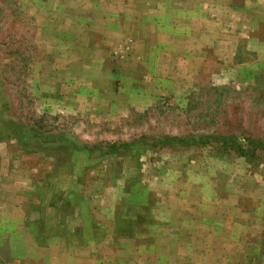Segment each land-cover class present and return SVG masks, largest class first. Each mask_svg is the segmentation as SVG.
Listing matches in <instances>:
<instances>
[{"label":"rangeland","instance_id":"obj_1","mask_svg":"<svg viewBox=\"0 0 264 264\" xmlns=\"http://www.w3.org/2000/svg\"><path fill=\"white\" fill-rule=\"evenodd\" d=\"M0 264H264V0H0Z\"/></svg>","mask_w":264,"mask_h":264}]
</instances>
